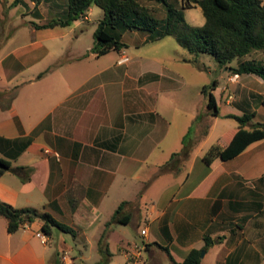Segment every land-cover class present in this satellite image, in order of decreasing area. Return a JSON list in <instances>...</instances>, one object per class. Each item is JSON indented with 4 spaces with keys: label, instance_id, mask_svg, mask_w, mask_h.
I'll return each instance as SVG.
<instances>
[{
    "label": "crops",
    "instance_id": "obj_1",
    "mask_svg": "<svg viewBox=\"0 0 264 264\" xmlns=\"http://www.w3.org/2000/svg\"><path fill=\"white\" fill-rule=\"evenodd\" d=\"M44 48L38 40L19 45L0 58V64L10 61L19 69H38L48 62V52L36 54ZM110 53L67 57L57 66L49 64L53 69L42 77L48 68L34 71L15 90L0 86V136L32 140L13 160L17 172L7 171L0 178V200L50 213L74 229L77 245L87 247L94 244L89 237H98L99 251L110 252L107 264H114L117 253L125 264L138 250V264H175L172 259L182 263L194 249L202 250L203 264H264V140L230 160L208 165L203 157L209 148L219 141L227 145L231 138L208 144L209 129L191 141L188 129L172 134L167 116L172 98L169 109L162 103L176 84L172 69L153 58H130L123 51L113 63L91 67ZM124 57L128 60L120 62ZM234 75L229 73L228 81L238 84L243 95H259V87L264 93L261 77ZM9 92L11 97L3 102L2 95ZM235 102L231 94L227 103ZM185 144L189 156L177 158L172 170L161 172V165ZM23 167L34 169L26 181ZM8 172L18 177L8 178ZM147 185L156 189L143 217L142 203L136 204ZM123 202L128 204L119 217L129 222H111ZM134 217L139 218L142 243L130 240L124 229ZM42 224L34 221L14 233L7 231L0 264L84 261L82 250L80 257L67 254L60 244L66 237L58 229L46 235L44 243L38 236L44 233ZM206 238L211 241L208 247Z\"/></svg>",
    "mask_w": 264,
    "mask_h": 264
},
{
    "label": "rangeland",
    "instance_id": "obj_2",
    "mask_svg": "<svg viewBox=\"0 0 264 264\" xmlns=\"http://www.w3.org/2000/svg\"><path fill=\"white\" fill-rule=\"evenodd\" d=\"M264 1V0H263ZM157 17H163L165 10L160 3L148 0H142ZM68 9V0H0V58L10 55L13 50L19 46L31 41L38 40L44 44V50H38L37 53L48 52L44 59L48 58L46 65H38V69H19L14 67L10 61L5 65L0 64V86L9 85L10 90H15L23 81L31 78L34 71H42L48 68L51 63L58 65L67 57L77 55L95 56L94 33L98 27L100 20L104 17L105 12L98 6L91 7L86 15L72 23L67 27L58 26L52 29L37 30L32 23L43 24L52 19L63 17ZM185 18L194 26H200L205 22V16L200 6L184 10ZM149 39V40H148ZM127 47L123 52L130 58L146 57L153 58L164 63L166 67L172 69L176 75V84L173 89L163 95L162 103L167 105L169 109L172 98L171 112L167 116L172 121V134L188 129V141L202 136L208 129L211 134L209 143L216 142L219 138L225 140V137L231 128L239 125V122L229 115H244L251 113L253 110L257 112L254 119L255 122H264V93L261 87L258 88L261 94L252 96L243 95L238 91V84H232L228 81L229 73L234 75L232 68L221 66L212 55L201 54L198 58V64L191 61L193 55L186 49L181 47L177 40L168 36L158 41H153L147 33L139 31H128L123 36ZM48 48V51H47ZM63 53L62 57L57 58V54ZM121 52H111L101 57L96 64L92 63L91 67H101L117 60ZM93 59L94 58H90ZM57 60V61H56ZM256 60L264 61V51H253L251 54L235 60L230 67H238L242 61ZM50 64V65H49ZM89 68V66H88ZM4 69L6 71H4ZM214 95L219 102V117L211 114L208 110V98L203 93L204 86L213 85ZM228 90L223 93V89ZM234 96V104H228L230 95ZM11 97V92L2 95L3 102H7ZM166 98V99H165ZM240 102V104H239ZM174 103V104H173ZM176 107V110H174ZM170 114V115H169ZM215 120L217 122L215 123ZM264 146V145H263ZM6 177H18L8 172ZM19 179V178H18ZM156 186L147 185L140 193L137 200V207L140 204L142 216L151 207L150 197L154 195ZM135 218L130 224L125 225L124 229L130 240H138L142 243L143 236L140 235L139 218ZM145 222L142 221V225ZM55 231H58L55 229ZM7 233L6 222L0 217V245H3ZM66 243L64 245L67 254L70 256L80 257L82 252L84 261H78L76 264H96L104 257H108L107 253L99 251L95 245L98 237H89L91 244L87 247L76 243L73 233H65ZM53 242L54 249L58 246V236H55ZM95 245V246H94ZM82 250V252L80 251ZM114 264H123L125 259L121 253H117Z\"/></svg>",
    "mask_w": 264,
    "mask_h": 264
},
{
    "label": "trees",
    "instance_id": "obj_3",
    "mask_svg": "<svg viewBox=\"0 0 264 264\" xmlns=\"http://www.w3.org/2000/svg\"><path fill=\"white\" fill-rule=\"evenodd\" d=\"M20 1V0H18ZM142 0H68V9L63 17L52 19L47 23H32L36 29L67 27L82 19L88 10L98 6L105 12L94 33L93 52L100 57L110 52H122L127 44L123 36L127 31H142L150 34V39L161 40L174 37L178 44L193 55L192 62L198 64L201 54H210L223 67L232 68L235 73H251L264 80V61L246 60L238 67H230L235 60L251 54L253 51H264V1L263 0H148L160 3L164 10L163 17H157L152 10L141 2ZM200 6L205 16L204 24L194 26L187 21L184 10ZM51 66L42 72L44 76L53 69ZM215 84L204 86L203 93L207 96L208 110L214 116H219V106L213 93ZM239 122V126L227 133L230 141L226 145L219 141L213 144L204 154L203 160L210 166H216L230 160L255 142L264 140V122H255V112L244 115H229ZM32 143L29 138L7 139L0 136V178L13 167V160L24 152ZM190 154L185 144L182 151L174 153L172 158L161 165V172L173 169L177 158H187ZM30 178L33 168L23 167ZM123 202L114 214L111 222L127 224L129 220L119 217ZM0 217L6 221L7 231L14 233L23 225L34 221H42V230L51 235L54 229L65 233H73L74 229L58 221L48 212H40L33 207L15 208L11 204L0 200ZM210 239L206 238V247L210 246ZM102 253L110 252L105 248ZM202 250H192L182 263L175 264H203ZM109 257V256H108ZM108 257H104L96 264H107Z\"/></svg>",
    "mask_w": 264,
    "mask_h": 264
},
{
    "label": "built area",
    "instance_id": "obj_4",
    "mask_svg": "<svg viewBox=\"0 0 264 264\" xmlns=\"http://www.w3.org/2000/svg\"><path fill=\"white\" fill-rule=\"evenodd\" d=\"M127 60H128V57H124V58H122V59L120 60V62H124V61H127ZM237 76H238V75H234V77H237ZM233 80H234V79H233ZM142 234H143V235H146V234H147V230H146V229H143V230H142ZM38 236L42 239V241H43L44 243H46V242L48 241V238H47V236H46L45 233L40 232V233H38ZM63 258H64V260H67V256H66V255H64ZM140 261H141V253H140V251L138 250V251H135V252H133V253L131 254L129 260H128L125 264H138Z\"/></svg>",
    "mask_w": 264,
    "mask_h": 264
},
{
    "label": "water",
    "instance_id": "obj_5",
    "mask_svg": "<svg viewBox=\"0 0 264 264\" xmlns=\"http://www.w3.org/2000/svg\"><path fill=\"white\" fill-rule=\"evenodd\" d=\"M11 171L14 172V173H16L17 172V169L16 168H12Z\"/></svg>",
    "mask_w": 264,
    "mask_h": 264
}]
</instances>
